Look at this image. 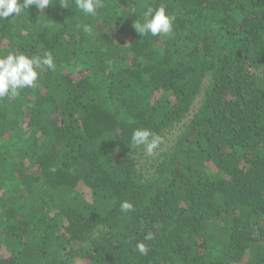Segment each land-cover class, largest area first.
I'll use <instances>...</instances> for the list:
<instances>
[{
    "label": "trees",
    "instance_id": "1",
    "mask_svg": "<svg viewBox=\"0 0 264 264\" xmlns=\"http://www.w3.org/2000/svg\"><path fill=\"white\" fill-rule=\"evenodd\" d=\"M60 2L0 21V55L57 65L0 100V264H264V0H104L95 18ZM161 4L172 33L141 37ZM200 93L142 164L132 132L164 141Z\"/></svg>",
    "mask_w": 264,
    "mask_h": 264
},
{
    "label": "clouds",
    "instance_id": "2",
    "mask_svg": "<svg viewBox=\"0 0 264 264\" xmlns=\"http://www.w3.org/2000/svg\"><path fill=\"white\" fill-rule=\"evenodd\" d=\"M51 4V0H0V21L12 18V14L20 16L21 13L34 5L38 10H43ZM63 8L68 9V0H61L59 3ZM74 6L85 16L95 18L99 15L98 10L105 8L104 0H74ZM175 16L168 15L165 5L158 7L147 6L142 13V19L134 24L135 30L141 37L151 35L169 36L173 31ZM82 31L92 36L93 29L89 24L82 25ZM47 69L55 72L57 69L54 57L50 52L45 51L43 56L28 55L12 51L7 55H0V100L15 98L20 90L37 86L40 74ZM163 142V137L147 128H137L132 132L131 145L143 146L148 155H152ZM133 210V205L125 200L120 203V211L127 213ZM152 234L145 236V240H151ZM136 250L141 255L149 251L143 242L136 244Z\"/></svg>",
    "mask_w": 264,
    "mask_h": 264
},
{
    "label": "rangeland",
    "instance_id": "3",
    "mask_svg": "<svg viewBox=\"0 0 264 264\" xmlns=\"http://www.w3.org/2000/svg\"><path fill=\"white\" fill-rule=\"evenodd\" d=\"M69 71L71 72H76L77 71V67L76 68H72L69 69ZM207 82V78L204 79L203 84L205 85ZM202 99V94H198L192 104V109L191 112L189 113L188 117H186L184 120H182L180 123L174 125L173 127L169 128L168 131L164 134V141L163 143L154 150V153L152 155H148L145 150L144 151H140L142 153H139L140 155V162L142 164H146L148 165V156H152L155 157L157 156L161 150H164L165 148H169V146L173 145L174 141L176 140L177 136L179 135V133L182 130V125H184L186 123V121L188 120V118L190 116H192V112H194L198 106L200 105ZM6 149V143L0 141V155L3 154V152ZM13 180L10 177V168L7 166V164H5L4 162L1 161V157H0V188H6L10 185H12ZM78 190L83 193V195L87 198L90 199V193L89 190L81 183H78L77 185ZM80 254V252H78V255Z\"/></svg>",
    "mask_w": 264,
    "mask_h": 264
}]
</instances>
